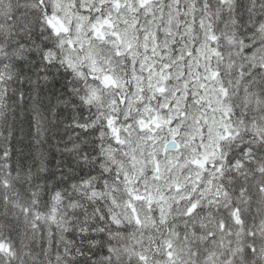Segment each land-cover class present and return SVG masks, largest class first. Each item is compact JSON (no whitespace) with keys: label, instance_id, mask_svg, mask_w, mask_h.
<instances>
[{"label":"snow or ice","instance_id":"1","mask_svg":"<svg viewBox=\"0 0 264 264\" xmlns=\"http://www.w3.org/2000/svg\"><path fill=\"white\" fill-rule=\"evenodd\" d=\"M0 264H264V0H0Z\"/></svg>","mask_w":264,"mask_h":264},{"label":"trees","instance_id":"2","mask_svg":"<svg viewBox=\"0 0 264 264\" xmlns=\"http://www.w3.org/2000/svg\"><path fill=\"white\" fill-rule=\"evenodd\" d=\"M57 87H59V85H57ZM69 115H70V113H69ZM55 163V162H54Z\"/></svg>","mask_w":264,"mask_h":264}]
</instances>
